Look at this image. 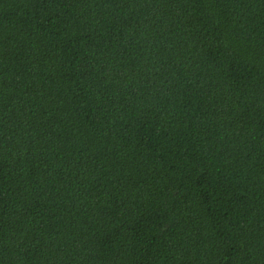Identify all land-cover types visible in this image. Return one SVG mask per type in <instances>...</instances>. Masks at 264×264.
<instances>
[{
	"label": "trees",
	"instance_id": "16d2710c",
	"mask_svg": "<svg viewBox=\"0 0 264 264\" xmlns=\"http://www.w3.org/2000/svg\"><path fill=\"white\" fill-rule=\"evenodd\" d=\"M0 264H264V0H0Z\"/></svg>",
	"mask_w": 264,
	"mask_h": 264
}]
</instances>
